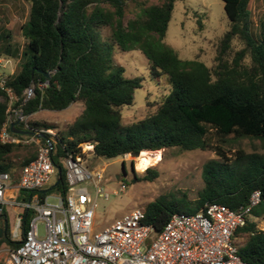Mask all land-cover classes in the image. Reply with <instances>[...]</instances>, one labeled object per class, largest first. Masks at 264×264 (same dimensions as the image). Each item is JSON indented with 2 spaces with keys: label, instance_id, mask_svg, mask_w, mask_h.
<instances>
[{
  "label": "trees",
  "instance_id": "16d2710c",
  "mask_svg": "<svg viewBox=\"0 0 264 264\" xmlns=\"http://www.w3.org/2000/svg\"><path fill=\"white\" fill-rule=\"evenodd\" d=\"M27 1L30 11L22 26L27 39L23 46L14 41L10 29L0 26V57L19 60V70L6 82L15 95L12 106L22 107L25 115H31L38 110H63L75 102L83 104L81 114L69 124L67 132L56 134L54 139L45 132L46 137L40 138L42 143L50 139L52 159L62 169L61 182L40 193L41 197L53 192L66 196L63 158L81 154L82 143H92L94 154L106 159L125 154L137 157L144 150H205L210 147V127L223 140L233 134L264 143V21L255 32L250 0H223L229 28L220 38L212 66L199 58L182 59L163 42L176 0L144 6L127 21L128 0ZM103 27L110 28L107 38L102 34ZM235 40L242 43L239 49L234 47ZM115 46L122 51L141 50L149 60L150 77H165L170 85L169 93L152 113L129 124L123 123L121 109L133 103L143 78L126 77L122 67L111 70ZM32 85L33 95L25 100L24 91ZM9 106V96L0 87V131ZM29 126L41 128L38 121H29ZM16 127L25 130L23 122ZM20 146L0 140V173L8 172L14 181L17 167L37 156L38 147L17 165L12 154ZM146 172L144 180L158 176L153 168ZM139 178L136 174L135 179ZM203 179L205 184L195 204L186 195L181 199L160 196L144 208L146 221L159 232L175 212H199L210 202L236 209L248 203L255 189L261 190L262 199L252 214L264 215V154L243 153L232 162L212 158L203 167ZM21 193L25 194L23 200L32 194ZM23 215L26 229L34 211L25 208ZM1 221L0 247L5 243L16 248L20 242L11 239L5 206ZM235 235L242 259L264 264V230L248 221ZM239 238L244 241L239 243Z\"/></svg>",
  "mask_w": 264,
  "mask_h": 264
},
{
  "label": "built area",
  "instance_id": "2783aa9c",
  "mask_svg": "<svg viewBox=\"0 0 264 264\" xmlns=\"http://www.w3.org/2000/svg\"><path fill=\"white\" fill-rule=\"evenodd\" d=\"M14 61L1 56L0 67L11 66ZM7 79L0 76V87L7 92L12 106L15 95L7 86ZM24 95L25 100L33 95V85L25 89ZM10 106L0 140L23 145L34 143L38 150L37 156L22 166L18 181L19 190L32 192L29 200L10 202L11 176L8 172L0 173V214L7 204L34 211L26 229L23 213L17 215L11 239L20 243L9 250L7 264H255L240 256L235 233L253 216V208L262 199L260 189L252 191L248 203L236 209L210 202L199 212H175L159 232L146 221L142 208H135L98 230L97 200L92 199L89 186L94 187L96 197L109 195L103 188L104 169L90 168L84 156L87 151L94 153V145L84 143L81 154L63 158L68 193L66 196L58 193L54 196L56 201L51 202L50 195L41 197L40 191L53 177H58V167L52 159L53 144L49 138L47 143L41 142L46 131L30 128L29 115L23 113L22 107L10 110ZM15 121L23 122L30 133L17 136L10 129ZM124 191L122 184L114 193ZM39 221L45 223L42 236Z\"/></svg>",
  "mask_w": 264,
  "mask_h": 264
},
{
  "label": "rangeland",
  "instance_id": "374dc122",
  "mask_svg": "<svg viewBox=\"0 0 264 264\" xmlns=\"http://www.w3.org/2000/svg\"><path fill=\"white\" fill-rule=\"evenodd\" d=\"M161 0H128L125 9L124 21L137 16L144 6L160 3ZM251 19L255 32L264 21V0H250ZM30 2L27 0H0V26L12 31L14 41L23 46L27 39L23 35L22 26L29 18ZM229 28V19L225 11L223 0H176L172 18L169 22L163 42L173 47L182 59L199 58L208 66L214 64L217 46L221 36ZM105 38L110 35V28L103 27ZM242 43L234 41V47L239 49ZM111 70L116 67L123 68L126 77L140 76L143 78L142 86L135 90L133 103L123 106L122 121L129 124L143 119L152 113L165 95L169 93L170 85L165 77L153 80L149 75V60L141 50L134 49L122 51L114 47L111 51ZM19 70V60L11 66L0 67V76L9 77ZM13 110L14 106H10ZM81 102L72 103L63 110H38L28 116L29 121H38L41 130L50 133L52 139L60 132H67L68 126L82 112ZM16 122V121H15ZM210 147L205 150L180 151L175 148L160 149L162 158L158 163L149 166L158 171V176L152 181L142 179L147 168L140 171L137 166V157L129 154L111 159L96 156L87 151L84 156L90 168L104 169L105 181L103 188L108 197H96L95 189L89 186L92 199L97 200L95 226L101 229L135 209H144L146 205L160 196H175L181 199L186 195L188 200L195 204L199 192L204 187L203 167L212 158H220L225 162H232L243 153L259 152L264 154V143L255 138H236L233 134L224 140L210 127L208 134ZM82 150L85 148L82 143ZM30 150H37V145L21 144L20 148L12 154L13 161L19 165ZM221 153V154H220ZM148 167V168H149ZM22 166H18L11 184L18 181ZM139 179H135V175ZM118 177V178H117ZM56 180L53 177L51 185ZM125 184V191L115 194L114 190ZM47 185L45 188H48ZM80 185H85L81 183ZM56 192L49 197L51 202ZM7 217L14 227V214L6 206ZM250 221L256 223L258 229L264 230V218L251 216ZM40 235L45 233V223L39 221ZM11 236V229H10ZM239 243L244 240L239 238ZM11 248L3 243L0 247V264H7Z\"/></svg>",
  "mask_w": 264,
  "mask_h": 264
},
{
  "label": "bare ground",
  "instance_id": "6f19581e",
  "mask_svg": "<svg viewBox=\"0 0 264 264\" xmlns=\"http://www.w3.org/2000/svg\"><path fill=\"white\" fill-rule=\"evenodd\" d=\"M162 158V151L159 150H144L137 156L136 166L140 171L145 170L149 166L158 163ZM147 170V169H146Z\"/></svg>",
  "mask_w": 264,
  "mask_h": 264
},
{
  "label": "crops",
  "instance_id": "0c3cea01",
  "mask_svg": "<svg viewBox=\"0 0 264 264\" xmlns=\"http://www.w3.org/2000/svg\"><path fill=\"white\" fill-rule=\"evenodd\" d=\"M18 181H19V179H18ZM18 181L16 183H14V184H11L12 189L8 192V200L10 202L17 201V202H20L21 203V202L26 201V200H23L22 199V197H25V194L24 193L23 194L21 193V191H25V190H19L18 189ZM57 194L58 193H55V195H57ZM6 206H9L10 211L14 214V220L13 221L16 222L17 215L20 214V213H23L24 208L22 206H15V205H11V204H7Z\"/></svg>",
  "mask_w": 264,
  "mask_h": 264
},
{
  "label": "water",
  "instance_id": "95a60500",
  "mask_svg": "<svg viewBox=\"0 0 264 264\" xmlns=\"http://www.w3.org/2000/svg\"><path fill=\"white\" fill-rule=\"evenodd\" d=\"M45 75L49 77L51 74L49 72H47V73H45ZM17 123H18L17 121L11 123L10 129H11L12 132L18 133V134H27V133H30V131L22 130V129L17 128L16 127ZM61 179H62V169H61V167H58V177H57L56 181L54 182V184H52L48 188L42 189L40 192L41 193H46L47 191H49L50 189H52L54 186H56L57 184H59L61 182ZM4 224H5V226L7 225V221L6 220L4 221ZM0 225L1 226L3 225V221L0 222ZM1 231H2V229L0 228V233H1Z\"/></svg>",
  "mask_w": 264,
  "mask_h": 264
}]
</instances>
